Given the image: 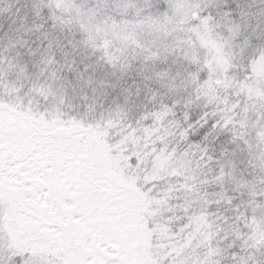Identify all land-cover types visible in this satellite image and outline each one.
<instances>
[{
  "label": "snow or ice",
  "instance_id": "6c2138e0",
  "mask_svg": "<svg viewBox=\"0 0 264 264\" xmlns=\"http://www.w3.org/2000/svg\"><path fill=\"white\" fill-rule=\"evenodd\" d=\"M0 264H264V0H0Z\"/></svg>",
  "mask_w": 264,
  "mask_h": 264
}]
</instances>
